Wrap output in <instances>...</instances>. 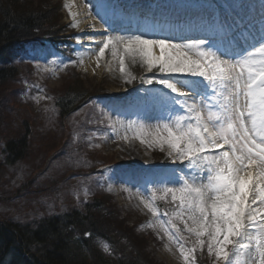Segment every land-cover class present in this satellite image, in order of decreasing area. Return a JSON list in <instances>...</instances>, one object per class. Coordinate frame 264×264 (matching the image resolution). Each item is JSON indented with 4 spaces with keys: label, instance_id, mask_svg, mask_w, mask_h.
I'll list each match as a JSON object with an SVG mask.
<instances>
[{
    "label": "rangeland",
    "instance_id": "rangeland-1",
    "mask_svg": "<svg viewBox=\"0 0 264 264\" xmlns=\"http://www.w3.org/2000/svg\"><path fill=\"white\" fill-rule=\"evenodd\" d=\"M34 1L40 4L48 0ZM51 1L58 9L59 23L69 31L63 40L69 49L48 42L28 45L13 58L17 79L0 88V221L60 213L71 204L81 207L95 195L106 193L122 214L120 220L145 235L143 239L149 242V251L157 262L183 264L158 217L140 202V194H150L162 181L170 179L176 165L166 151L150 149L133 138L138 127L128 128L130 121L144 123L145 131H153L157 124L156 119H138L145 115L142 90L152 87L141 77L147 79L153 73L139 61L132 64L126 59L130 75H122L118 59L107 50L97 67L95 58L87 53L96 44L88 40L77 43L75 39L85 34H79L77 17L73 20L65 7L68 4L72 10L70 1ZM80 1L86 15L97 21L98 31L90 33L97 41L106 28L132 31L148 26L189 36L205 35L231 49L233 35L258 34L264 27V0H143L147 11L142 13L136 12L138 0ZM92 9L95 13H91ZM74 23L79 26L74 27ZM126 79L131 82L125 83ZM75 83L84 85L87 93H99L62 119L51 95L74 89ZM115 104L120 110L115 111ZM26 128L30 142L25 157L13 165L6 164L5 142L10 135L20 136ZM125 135L129 137L127 141L121 138ZM142 163H146L147 170L140 168ZM156 206L160 218L167 221L170 215L160 208L158 200ZM166 226L172 228L171 224ZM175 226L185 237V246L193 247L195 238L183 231L184 225L178 220ZM196 254L214 264L215 258L207 254L206 247L203 251L197 248V260ZM240 260L243 264L246 256L242 254Z\"/></svg>",
    "mask_w": 264,
    "mask_h": 264
},
{
    "label": "snow or ice",
    "instance_id": "snow-or-ice-1",
    "mask_svg": "<svg viewBox=\"0 0 264 264\" xmlns=\"http://www.w3.org/2000/svg\"><path fill=\"white\" fill-rule=\"evenodd\" d=\"M75 39L96 44L90 54L97 67L107 50L118 59L122 75H130L126 59L153 73L141 77L152 87L142 90L145 115L138 119H156L157 124L145 131L144 123L130 121L128 128L138 127L133 138L166 151L176 165L170 179L140 194V202L158 217L183 264H196L197 248L205 247L214 264H241L242 254L243 264H264V27L258 34L233 35L231 49L212 37L156 27L106 28L99 41L87 34ZM168 197L175 209L164 221L156 201ZM175 220L195 238L193 247L182 242Z\"/></svg>",
    "mask_w": 264,
    "mask_h": 264
},
{
    "label": "trees",
    "instance_id": "trees-1",
    "mask_svg": "<svg viewBox=\"0 0 264 264\" xmlns=\"http://www.w3.org/2000/svg\"><path fill=\"white\" fill-rule=\"evenodd\" d=\"M48 1L0 0V88L17 79L13 58L26 46L50 42L69 49L63 41L69 31L59 23L54 3ZM98 93H87L84 85L77 83L76 88L51 97L59 117L65 119ZM29 139V128L20 136L8 137L3 148L6 164L13 165L25 157ZM110 197L99 193L81 207L71 204L60 213L0 221V264H165L152 257L141 231L120 220L122 214ZM158 203L171 217L175 209L171 198ZM196 258L198 264H209L204 256Z\"/></svg>",
    "mask_w": 264,
    "mask_h": 264
},
{
    "label": "bare ground",
    "instance_id": "bare-ground-1",
    "mask_svg": "<svg viewBox=\"0 0 264 264\" xmlns=\"http://www.w3.org/2000/svg\"><path fill=\"white\" fill-rule=\"evenodd\" d=\"M70 4H71V8H72V12L76 14L75 17H77L78 19V23L80 25V29H79V34H86L89 32L88 35L93 34L95 32H97V21L94 17H89L88 15H86V12L84 10V6L82 4V2L80 0H69ZM139 1V8L136 10L137 13L142 11H147V4L143 2V0H138ZM87 9V6H86ZM94 9L91 10V13H95L93 12ZM151 14V12H149ZM148 27V26H146ZM89 41V40H88ZM91 50L87 51V53L90 54ZM92 57L95 58L94 54H90ZM96 60V59H95ZM118 104L113 105L115 111L116 110H120V106ZM141 169L147 170V166L146 163H142V165L140 166ZM132 179L134 181H136V177H132Z\"/></svg>",
    "mask_w": 264,
    "mask_h": 264
}]
</instances>
